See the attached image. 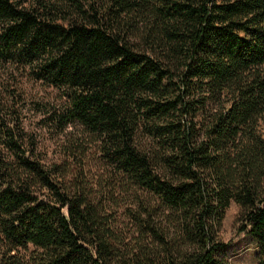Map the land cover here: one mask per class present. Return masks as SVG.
Returning <instances> with one entry per match:
<instances>
[{
  "label": "trees",
  "instance_id": "obj_1",
  "mask_svg": "<svg viewBox=\"0 0 264 264\" xmlns=\"http://www.w3.org/2000/svg\"><path fill=\"white\" fill-rule=\"evenodd\" d=\"M0 69L60 90L113 180L43 163L0 102V264H229L232 202L264 264V0H0Z\"/></svg>",
  "mask_w": 264,
  "mask_h": 264
},
{
  "label": "rangeland",
  "instance_id": "obj_2",
  "mask_svg": "<svg viewBox=\"0 0 264 264\" xmlns=\"http://www.w3.org/2000/svg\"><path fill=\"white\" fill-rule=\"evenodd\" d=\"M0 102L7 108V120L13 121V117L24 129L27 145L36 158L46 165L66 164L70 170L68 179L76 174L82 176L98 196L112 185L109 169L101 159L97 144L91 143V136L78 124H60L66 104L60 90L19 71L0 69ZM258 130L264 137V118ZM76 150L79 154H73ZM114 195L117 205L110 204V207L115 211V228L129 242L136 231L128 211L136 206L131 202L130 193L122 188L116 187ZM244 226L241 208L232 202L218 232V239L227 244L225 255L229 264H257L259 248L243 230Z\"/></svg>",
  "mask_w": 264,
  "mask_h": 264
}]
</instances>
